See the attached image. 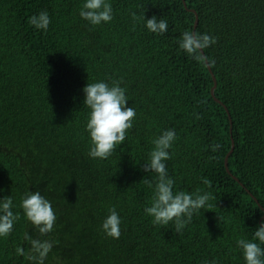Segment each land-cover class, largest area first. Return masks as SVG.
<instances>
[{
  "label": "trees",
  "instance_id": "1",
  "mask_svg": "<svg viewBox=\"0 0 264 264\" xmlns=\"http://www.w3.org/2000/svg\"><path fill=\"white\" fill-rule=\"evenodd\" d=\"M83 2L0 0V198L21 214L0 264H33L25 234L54 242L45 264H245L236 242L264 225V0H110L114 19L101 26L80 17ZM41 11L47 31L29 23ZM144 15L167 19L168 32H149ZM186 31L216 38L203 51L214 64L180 49ZM98 81H120L137 113L107 160L89 157L85 131L83 88ZM168 129L176 190L213 197L180 233L144 213L145 180L157 179L145 165ZM37 191L57 216L45 236L19 208ZM113 207L119 239L101 228Z\"/></svg>",
  "mask_w": 264,
  "mask_h": 264
},
{
  "label": "clouds",
  "instance_id": "2",
  "mask_svg": "<svg viewBox=\"0 0 264 264\" xmlns=\"http://www.w3.org/2000/svg\"><path fill=\"white\" fill-rule=\"evenodd\" d=\"M79 15L93 26L108 24L114 19L110 0H84ZM143 19L149 32L159 35L168 32L167 19L157 16L146 19L145 15ZM29 23L37 30L47 31L52 20L47 11H41L32 15ZM215 43V37L186 31L179 47L201 63L214 64L215 61L204 56L203 51ZM120 84V81L112 84L98 81L87 83L83 88V105L90 110L85 131L90 140L88 155L92 159H109L117 148L125 143L128 131L133 128L137 113L133 106H128L127 90ZM176 140L175 129L165 130L153 140L154 147L149 153V162L145 165V171L155 173L157 179L155 184L145 180L148 188L152 189V199L150 206L144 208V213L152 218L153 225L174 224L176 232L180 233L192 222L194 215L212 206L209 201L213 197L209 192L190 193L176 190V182L169 175L166 163L171 159L170 150ZM0 192H3V189H0ZM16 208L17 205L12 196L0 198V239L8 237L21 219V214L15 210ZM19 208L22 209L27 221L31 222L42 236L53 232L57 216L52 202L40 192L27 193L21 199ZM122 223V217L113 207L109 210V215L104 219L101 228L107 237L119 239ZM25 239L31 242L29 259L33 264H45L54 247V242L47 239H32L27 234ZM236 243L242 252L245 264H264V225L258 226L250 239L241 237ZM16 254L25 255L24 248L17 247ZM211 264H215V261Z\"/></svg>",
  "mask_w": 264,
  "mask_h": 264
},
{
  "label": "water",
  "instance_id": "3",
  "mask_svg": "<svg viewBox=\"0 0 264 264\" xmlns=\"http://www.w3.org/2000/svg\"><path fill=\"white\" fill-rule=\"evenodd\" d=\"M183 2H184V0H183ZM190 12H192V13H194L192 10H189ZM196 24H197V19H196V21H195V26H196ZM208 69H209V67H208ZM212 78H213V81H214V86H213V88H212V90H211V93H212V96L214 97V89H215V78L212 76ZM214 100L217 102V103H219L220 105H222L223 107H224V109L226 110V108H225V106L223 105V104H221V102L219 101V100H217L216 98H214ZM226 112H227V110H226ZM227 114H228V112H227ZM228 116H229V114H228ZM232 149H233V144H232V148H231V150H230V152L227 154V156H226V158H225V167H226V170H227V172L229 173V170H228V167H227V160H228V156L230 155V153L232 152ZM236 180V179H235ZM263 218H264V216H263Z\"/></svg>",
  "mask_w": 264,
  "mask_h": 264
}]
</instances>
